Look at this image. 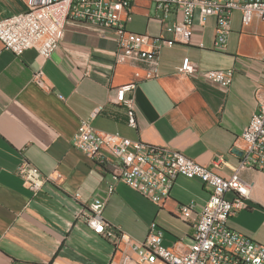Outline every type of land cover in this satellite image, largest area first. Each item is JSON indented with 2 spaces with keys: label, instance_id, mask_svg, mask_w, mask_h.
Wrapping results in <instances>:
<instances>
[{
  "label": "crops",
  "instance_id": "1",
  "mask_svg": "<svg viewBox=\"0 0 264 264\" xmlns=\"http://www.w3.org/2000/svg\"><path fill=\"white\" fill-rule=\"evenodd\" d=\"M28 1L0 0V18L24 11ZM130 10L126 30L154 41L166 36L156 1L134 0ZM215 22L213 15L200 20L196 11L189 41L161 44L151 76L147 63L117 58L111 29L86 21L65 19L62 39L44 60L35 48L15 56L0 42V264H123L122 245L96 235L78 217L93 198L106 195L108 183L114 190L103 211L107 224L140 241L154 221L165 245L191 240L209 186L178 176L165 201L154 204L98 168L73 146L72 137L81 119L97 111L92 124L100 131L171 147L199 164L221 156L218 173H232L244 145L240 133L256 111V90L264 80V19L254 14L244 21L233 10L221 50L214 47ZM186 63L198 72L180 74ZM38 68L49 90L33 81ZM211 69L232 71L227 89L200 76ZM132 81L135 127L127 123L120 92ZM22 161L62 178L33 195L16 174ZM239 174L249 191L245 207L227 226L264 245V174L254 169ZM187 205L192 211L183 217L179 210Z\"/></svg>",
  "mask_w": 264,
  "mask_h": 264
},
{
  "label": "built area",
  "instance_id": "2",
  "mask_svg": "<svg viewBox=\"0 0 264 264\" xmlns=\"http://www.w3.org/2000/svg\"><path fill=\"white\" fill-rule=\"evenodd\" d=\"M133 1L29 0L24 11L0 18V42L15 56L28 48H35L44 60L51 56L62 39L65 19L86 21L111 29L115 34L117 58L147 63L146 76H151L156 74L161 44L189 41L196 11L200 20L207 15L215 17L214 47L220 50L227 43L233 10H240L244 21L254 14L264 19V0H154L162 10L158 19L166 35L154 41L148 34L126 30L125 23L131 18ZM171 15H174L173 19ZM262 65L264 68V60ZM197 72L192 63L179 69L182 75ZM135 75L139 76L138 73ZM200 76L210 85L227 89L232 71L211 69L201 71ZM33 81L45 90L50 88L41 68L33 74ZM134 86L132 81L120 88L121 103L126 108L127 123L131 127L136 126V120L128 93ZM256 100V111L240 133L244 145L239 161L229 175L218 173L224 164L221 156L214 157L208 164H199L177 149L132 140L119 132L100 131L92 124L97 111L91 117L81 119L72 137L73 146L98 168L109 172L154 204L165 201L178 176L197 178L209 186L210 194L194 220L188 243L177 240L170 246L165 245L163 231L154 221L140 241L132 239L119 226L107 224L103 211L114 190L112 183H108L106 195L93 198L78 217L96 235L122 245L123 264H264V245L227 226L228 218L245 207L249 191L239 171L254 169L264 174V80L256 90ZM16 174L33 195L45 184L58 183L62 178L58 171L44 174L26 161L17 166ZM227 192L234 194L231 199L226 198ZM179 211L187 217L192 211L191 205L182 206ZM125 247L135 253L134 258Z\"/></svg>",
  "mask_w": 264,
  "mask_h": 264
}]
</instances>
